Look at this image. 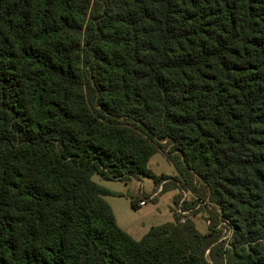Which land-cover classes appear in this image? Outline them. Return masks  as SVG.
<instances>
[{"label": "trees", "instance_id": "1", "mask_svg": "<svg viewBox=\"0 0 264 264\" xmlns=\"http://www.w3.org/2000/svg\"><path fill=\"white\" fill-rule=\"evenodd\" d=\"M157 153L205 234L118 227ZM0 264H264V0H0Z\"/></svg>", "mask_w": 264, "mask_h": 264}, {"label": "rangeland", "instance_id": "2", "mask_svg": "<svg viewBox=\"0 0 264 264\" xmlns=\"http://www.w3.org/2000/svg\"><path fill=\"white\" fill-rule=\"evenodd\" d=\"M147 169L156 177L163 176L167 179L166 185H171V189L158 193L154 201L146 202L145 205H137L134 209L130 202L131 198L141 200L146 198L147 194L156 192L153 189L152 180L144 178L140 180H131L128 182L104 181L98 176H93L92 181L101 187H106L112 191L122 193L121 197H104L105 202L110 205L115 213L120 228L131 236L134 240H140L150 228L165 224L173 218H181L177 213L183 202L191 201V194L187 192L178 182L174 181L176 173L171 164L161 154L157 153L150 158ZM142 188L145 192L138 194V190ZM177 202V204H174ZM192 211L184 216L193 222L195 228L201 233L207 232L210 224L208 219L210 213L214 212L213 207L208 204L207 199L198 201L196 206H191ZM217 229L220 231V240L229 239L230 230L219 222Z\"/></svg>", "mask_w": 264, "mask_h": 264}, {"label": "crops", "instance_id": "3", "mask_svg": "<svg viewBox=\"0 0 264 264\" xmlns=\"http://www.w3.org/2000/svg\"><path fill=\"white\" fill-rule=\"evenodd\" d=\"M104 188L107 189L106 187H104ZM107 190H109V191H111L112 193L115 194L114 196H108V197H121L120 195H121L122 193H118V192L112 191L111 189H107ZM144 193H145V192L143 191L142 188H140V189L138 190V194H139V195H142V194H144ZM158 193H160V192H158V189L156 190V192L149 193V195H150L149 197H151V196L154 195V197H153L152 199H150L149 201H154L155 198H156V196L158 195ZM145 194L148 195V193H145ZM149 201H146V202H149ZM146 202H145L143 205H145ZM138 205H139V204H138ZM109 206H110V205H109ZM110 208H111V210H112V212H113V215H114V217H115V213H114V211H113V209H112L111 206H110ZM115 221H116L118 227L120 228V226H119V224H118V221H117L116 217H115ZM169 222H172V220L169 221ZM167 223H168V222H167ZM158 226H159V225H158Z\"/></svg>", "mask_w": 264, "mask_h": 264}, {"label": "built area", "instance_id": "4", "mask_svg": "<svg viewBox=\"0 0 264 264\" xmlns=\"http://www.w3.org/2000/svg\"><path fill=\"white\" fill-rule=\"evenodd\" d=\"M161 185H162V184H161ZM160 190H161V186L158 188V192H160ZM153 197H154V195L151 196V197H149V198H148V201H149L150 199H152ZM184 200H185V199L183 198V199L181 200V203H183ZM145 202H146V201H141V202H139V205H143ZM189 212H190V210H184V209H182V206L179 207V209L177 210V213L181 216V220H180V222H183V220H184V216L188 215Z\"/></svg>", "mask_w": 264, "mask_h": 264}]
</instances>
